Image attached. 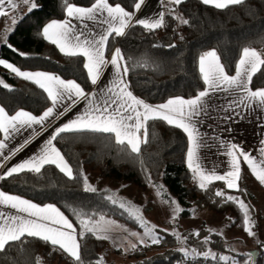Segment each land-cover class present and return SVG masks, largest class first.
I'll return each mask as SVG.
<instances>
[{"label": "trees", "instance_id": "trees-1", "mask_svg": "<svg viewBox=\"0 0 264 264\" xmlns=\"http://www.w3.org/2000/svg\"><path fill=\"white\" fill-rule=\"evenodd\" d=\"M36 1L40 6L25 12L9 32L7 42L1 43L0 59L22 71H44L65 80H75L86 93L91 92L95 85L91 84L84 68L85 58L65 56L41 34L42 28L50 21L67 18L64 0ZM16 2L22 4L21 0ZM68 2L88 7L95 0ZM108 2L112 5L120 4L134 12V0ZM177 16L187 19L189 23L182 24L174 18ZM3 19L6 16L0 18V26L5 22ZM164 20L166 26L154 32L135 25L126 29V35L122 37H109L107 43L108 58L116 48L121 49L124 62L129 68V88L148 104H163L174 97L191 99L205 90L206 85L199 71V57L205 52L215 50L229 75H235L236 63L243 48H255L264 53V0H246L242 5L223 10L204 5L200 0H184L182 4L166 10ZM20 52L26 55L21 56ZM0 73L9 81L8 88L0 85V105L9 115L27 110L40 116L52 105L47 93L38 85L17 77L2 65ZM250 88H264V67L253 76ZM146 128L148 142L141 144L139 154L132 153L126 145L116 144L114 134L86 130L61 133L54 144L70 164L75 179H69L55 165H45L39 174L25 171L0 179V189L40 205L57 206L77 229L83 264H97L108 242L96 239L91 233L82 232L81 219L96 220L103 216L138 226V222L125 208L113 204L104 194L84 191L87 169L96 172L101 178L125 180L146 190L164 181L184 206L183 215H190L191 208L196 212L209 209L228 218L231 229H243V213L238 204L217 197L215 193L224 191L225 196L232 195L243 200L245 191L230 190L221 181L212 182L206 190H202L187 166V135L162 120H150ZM2 138L3 133H0V140ZM247 172V166L242 162V175ZM244 182L241 178V190ZM164 234L159 244L163 248L161 251L149 255L148 249L141 246V249L128 252L132 258L129 262L103 261V264L182 262L185 259L179 251L182 241L166 231ZM203 237L198 240L187 238V247L196 248L199 254L213 252L217 257L221 252H231L238 256L241 263L247 259L249 250L236 252L234 245H229L221 234L208 231ZM205 237H209L207 243L204 242ZM258 250L255 264H264V248L259 247ZM202 256L193 258L191 264L204 263ZM37 258H41V264H75L67 254L53 251L51 245L31 237H25L22 244H12L6 254H0V264H36ZM208 259L217 264V259Z\"/></svg>", "mask_w": 264, "mask_h": 264}, {"label": "snow or ice", "instance_id": "snow-or-ice-1", "mask_svg": "<svg viewBox=\"0 0 264 264\" xmlns=\"http://www.w3.org/2000/svg\"><path fill=\"white\" fill-rule=\"evenodd\" d=\"M21 2L27 6L28 12L38 7L35 0H21ZM183 2L184 0H168V3L174 5H180ZM200 2L204 5L223 10L230 6L242 5L246 0H200ZM6 3L12 9L18 7L15 0H0V15H7V12L4 10ZM144 3L145 0H134V11H139ZM64 11L68 18H75L81 21H96L98 14L103 15L106 13L105 18L100 22L107 25V27L103 34L99 35L98 39H90L84 33H80L79 35L74 33L71 19L62 21L52 20L42 28L41 34L43 38L55 45L65 56L84 57L86 60L84 68L87 70L88 78L92 85L98 84L103 67L107 63H110L116 69L117 79L112 82V86L101 89V92L107 98L104 99L101 105H97L95 102L96 94L86 93L75 80H64L59 76L47 72L22 71L12 63L0 59V65L5 69L10 70L17 77L33 82L43 89L52 104L40 116H35L23 110L17 111L15 115L10 116L3 107H0V133L4 135V139L0 140V150L7 147L5 140L9 139L13 133L19 132L20 129L25 127L31 128L33 125L43 126L54 115H62L63 113L55 112V109L60 105L62 100L67 99L71 102L66 106L68 108L74 106L80 100L87 101L89 105L88 111L84 114L56 128L38 154L7 169L3 175H0V179L12 177L14 174L25 171L39 174L45 165H55L69 179H75L71 166L53 143L61 133L86 130L96 133L114 134L116 144L126 145L132 153L139 154L141 144L148 142L147 122L150 120H162L170 126L181 129L187 135V166L192 171L193 178L197 180L198 186L202 190H206L207 186L213 181H224L228 189L246 191L241 190L239 187L241 180V157L248 165L256 180L261 185H264V160L258 162L256 158L252 157L235 143L230 144L227 149V155L231 157L229 162L231 166L230 171L219 175L214 171L210 172L202 168L198 162V149L202 145L198 141L199 133L195 125L191 123L193 116H198L204 111V99L209 95V90H243L246 95L241 98L240 104L248 106L256 103L264 106V88L252 90L249 87L253 76L264 67V53L255 48H243L240 58L236 63L235 75H229L215 50L205 52L199 57V71L204 84L207 85L205 90L200 91L198 95L191 99L174 97L168 99L166 103L151 105L128 90V84L123 79V76L127 75L129 68L126 63H121L125 61L121 49H115L110 62L105 60L104 51L109 37L113 35L122 37L126 35V29L135 25L142 26L149 32H154L157 29L165 27L164 13H160L158 18L155 19L150 20L145 18L133 21L134 12L126 10L120 4L112 5L108 0H95L88 7L77 6L69 3L68 0H64ZM174 18L184 25L189 23L187 19H183L182 17L177 16ZM12 23L15 24L16 20L13 19ZM82 36L84 37L83 39H81ZM8 46L11 47V45ZM169 47H174V45H169ZM13 50L16 51L15 49ZM19 54L21 56L26 55L23 52ZM0 85L4 88L9 87L3 80H0ZM25 143H28V141L26 140ZM261 143L264 144V140ZM15 151H20V148L15 149ZM260 151L264 154V148H261ZM0 155H3V153L0 152ZM5 159H8V157H5ZM87 180L88 178L84 176V191L95 193L97 189L90 185ZM215 195L217 197H224L226 201L238 204L243 213V230L249 237H255L256 233L253 230L255 222L250 215V206L235 196H225L224 191H217ZM108 199L113 204L117 203L111 196ZM164 202L168 203V201ZM171 203L176 204L174 200ZM0 205L15 209L19 213H26L28 217L34 218L28 219L24 216L5 218L3 214H0V254H6L12 244L17 242L22 244L25 237H31L42 241L46 245H51L53 251L67 254L75 264H83L81 245L77 240L73 224L54 205L40 206L3 191H0ZM119 206L126 208L129 215L144 228L142 237L136 232L129 233L130 236L138 238L140 245L148 247L161 243V237L156 232L157 226L149 224L138 207L126 204L125 202H120ZM172 211V219L175 220L176 214L181 209L177 205ZM80 222L86 232L94 235L96 239H110L107 233L114 222L105 221L103 216L98 221H92L91 218H88L81 219ZM125 231L127 230L125 229ZM214 231V229H209V232ZM173 234L176 235L175 233ZM193 235L199 236L200 233L197 231ZM82 237L83 233H81ZM177 239L179 240L181 237L177 235ZM208 240L209 237H205L204 242L207 243ZM118 247L123 246L120 245ZM135 250H137V244L131 242H129L127 248H124V251ZM179 251L186 258L189 256L187 249L181 248ZM199 255H203L205 259L209 257L212 259L217 258L213 252H204ZM246 255V264H255L253 260L254 254L248 253ZM219 259L227 261L228 258L220 256ZM103 261L104 257H101L97 261V264H103ZM36 264H41V258L36 259Z\"/></svg>", "mask_w": 264, "mask_h": 264}, {"label": "crops", "instance_id": "crops-1", "mask_svg": "<svg viewBox=\"0 0 264 264\" xmlns=\"http://www.w3.org/2000/svg\"><path fill=\"white\" fill-rule=\"evenodd\" d=\"M174 6H175L174 4L168 3V0H145V3L140 10L134 11L133 21H135L136 19L146 18L151 20L158 18L160 13H164L165 15L166 10L171 9ZM16 9H12L11 6L8 5L7 3L4 5V10L7 12V15L14 13ZM2 16L4 15H0V17ZM105 16L106 13L103 15L98 14V18L96 21H90V20L81 21L75 18H68V17L66 19H71V24L75 34L79 35L80 33H84L90 39L91 38L98 39L99 35L103 34L104 30L107 27V25L102 24L100 22L105 18ZM58 21H62V20H58ZM83 38L84 37L82 36L81 39ZM106 51H107V46L104 51V56H105V60L110 62L111 57L114 53H112L111 57L108 58ZM121 63H125V62L122 61ZM31 72H36V71H31ZM40 72H44V71H40ZM116 79H117L116 69L110 63H107L103 67L102 74L98 84L95 85V88L91 92H89L90 94L91 93L96 94L95 102L97 105H101L104 99L107 98L104 95V93L101 92V89H104L108 86H112V82ZM123 79L128 84L127 75L123 76ZM128 90L131 91L129 85H128ZM245 95L246 93L243 90H238V89H229L227 91L209 90V95L204 99V111H202L198 116H193L191 123L195 125L199 133L198 141L202 145L198 149V158H199L198 162L201 164L202 168L210 172L214 171L216 174L219 175H223L226 172L230 171L231 166L229 162L231 160V157L227 155V149L228 146L232 143L237 144L245 152L249 153L252 157L256 158L258 162L260 160H264V154H262L260 151L261 148H264V144L261 143V141L264 140V106H260L259 104L256 103H253L248 106L240 104L239 102L241 98ZM70 103L71 102L67 99L62 100L60 102V105L55 109V112L63 113V114L54 115L53 117L49 118V120L46 121L43 126L33 125L31 128L25 127L23 129H20L19 132L13 133L9 137V139L5 140V144L7 145V147L0 150V152L3 153V155H0V175H3L7 171V169L15 166L16 164L22 162L23 160L29 159L33 155L38 154L40 149L51 137V135L54 133L56 128L62 126L68 121L73 120L77 116H80L84 114L86 111H88L89 105L85 100L78 101L74 106L70 108L66 107ZM151 105H159V104H151ZM0 107L2 106L0 105ZM23 111H27V110H23ZM3 139H4V135L2 140ZM26 140L28 141V143H25ZM17 148H20V151H15V149ZM5 157H8V159H5ZM242 162L244 161L243 158L241 157L240 167H241V178H243V181H245V179H248L250 183L252 181V183L256 184V186L260 187L261 189H264V185H261L256 180V178L253 176L251 170L249 169L248 165L245 162L244 163L247 166L248 172L247 174L242 175ZM221 182L225 184L224 181ZM239 187H240V182H239ZM230 190H235V189H230ZM0 191L2 190L0 189ZM45 205H49V204H45ZM40 206H44V205H40ZM55 207L58 208L57 206ZM0 214H3L5 218L10 216H24L25 218L28 219H34L33 217H28L26 213H19L15 209H12L4 205H0ZM64 216L72 223V221L65 214ZM73 227L75 229V234L78 240L77 229L74 224Z\"/></svg>", "mask_w": 264, "mask_h": 264}, {"label": "rangeland", "instance_id": "rangeland-1", "mask_svg": "<svg viewBox=\"0 0 264 264\" xmlns=\"http://www.w3.org/2000/svg\"><path fill=\"white\" fill-rule=\"evenodd\" d=\"M35 3L38 7L40 6L36 0ZM27 11V6L22 3L21 5H18L14 13L2 16H6V19H3L5 22L0 26V45L3 42H7L9 32ZM13 19L16 20L15 24L12 23ZM0 80L9 84L7 78L1 73ZM86 177L88 178L87 182L97 189L96 192H100L106 197L111 196L117 201L118 205L120 202H125L126 204L138 207L144 219L148 221L149 224L157 226L156 232L161 238L166 235L164 234V230L172 235L175 233V237H177V235L181 237L179 240H181L182 243L179 247L187 249L189 256L187 258L184 256L185 259L178 264H191L192 259L199 255L196 248L187 247L186 244L189 241H187V238L193 240L203 239V234L208 233L209 229H214V232L221 234L222 238H224L229 245H236V247H234L236 252L241 250H258L259 247L262 249L264 248V189L256 186L252 181L250 183L248 179H245L242 186L243 190H246L243 194L245 198L242 197V201L250 206V215L255 222V227L253 229L256 233L255 237H249L242 228L231 229L228 218H224L209 209L196 212L194 208H191L192 212L190 215H183L184 206L180 203L178 197L167 188L164 181H159L146 190L129 184L128 182H125V180L112 177L101 178L96 172L89 169L86 170ZM173 200L176 202L175 205L171 203ZM164 201H168V203H165ZM177 205L181 211L176 214V219L173 220L172 209ZM99 219L92 221H98ZM104 219L105 221L114 222L111 224L110 231L107 233L110 236V239L107 240L108 247L102 254L104 262L131 261L132 258L128 254L129 251H124V248L129 246V242L137 244V248L140 249L143 245L139 244L137 237L130 236L129 233L136 232L142 237L144 228L141 227L138 221V226L134 227L113 218L104 217ZM125 229L127 231H125ZM197 231L200 235H193V233ZM82 232H86L84 227ZM190 233L191 238H189ZM120 245L123 247H118ZM147 249L149 255L163 250L159 244L155 246L150 245ZM220 256L227 257V261L219 259ZM219 257L216 258L217 264H246L247 262L246 259L241 263L238 260V256L231 252H221ZM203 260H205L204 263L201 262L198 264H213L209 259H205L204 257Z\"/></svg>", "mask_w": 264, "mask_h": 264}, {"label": "water", "instance_id": "water-1", "mask_svg": "<svg viewBox=\"0 0 264 264\" xmlns=\"http://www.w3.org/2000/svg\"><path fill=\"white\" fill-rule=\"evenodd\" d=\"M234 247H236V245H234ZM248 253H253L254 254L253 260H254V262H256L257 256L259 254L258 250H256V249L255 250H249V251H247V254Z\"/></svg>", "mask_w": 264, "mask_h": 264}, {"label": "built area", "instance_id": "built-area-1", "mask_svg": "<svg viewBox=\"0 0 264 264\" xmlns=\"http://www.w3.org/2000/svg\"><path fill=\"white\" fill-rule=\"evenodd\" d=\"M148 247H146V249H147Z\"/></svg>", "mask_w": 264, "mask_h": 264}]
</instances>
